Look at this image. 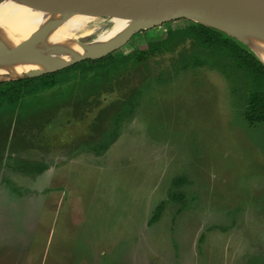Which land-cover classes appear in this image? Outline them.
Returning <instances> with one entry per match:
<instances>
[{
  "label": "rangeland",
  "instance_id": "obj_1",
  "mask_svg": "<svg viewBox=\"0 0 264 264\" xmlns=\"http://www.w3.org/2000/svg\"><path fill=\"white\" fill-rule=\"evenodd\" d=\"M73 66L0 108V264H264V123L243 119L238 72L189 42L105 78Z\"/></svg>",
  "mask_w": 264,
  "mask_h": 264
},
{
  "label": "water",
  "instance_id": "obj_2",
  "mask_svg": "<svg viewBox=\"0 0 264 264\" xmlns=\"http://www.w3.org/2000/svg\"><path fill=\"white\" fill-rule=\"evenodd\" d=\"M6 1L41 13L44 18H53L49 24L47 21V33L56 23L52 21L74 17L90 20L84 29L92 24H103L106 28L94 36H77L65 45L47 46L38 52L40 65L36 69L18 76L2 73L0 83L32 79L84 60L100 59L124 47L137 33L178 20L203 25L237 40L264 65L257 53H264V0H0V3ZM115 20L124 22V29L101 40L112 30ZM20 48L8 52L0 43V66H6L9 69L6 72L27 63L25 57L32 49Z\"/></svg>",
  "mask_w": 264,
  "mask_h": 264
},
{
  "label": "trees",
  "instance_id": "obj_3",
  "mask_svg": "<svg viewBox=\"0 0 264 264\" xmlns=\"http://www.w3.org/2000/svg\"><path fill=\"white\" fill-rule=\"evenodd\" d=\"M182 22L184 23L182 26H171L164 38L157 40L149 39L146 48L142 51L133 50L132 52L124 54L121 48L118 49V51L116 50V52L122 54V59H120V61L112 57V54L115 53L113 52L100 59H88L78 62L74 64L73 67L83 66L81 68L82 74H93V77L100 74L101 77L105 78L109 74L124 70L127 63L130 61L138 63L146 56H153L166 52L170 53L178 46L189 42L191 49L201 50L214 62V64H216L218 69L221 67H230L238 72L240 81L242 80L243 82L242 92L239 94L243 119L250 126L264 123V65L261 61L242 43L219 31L188 20H182ZM157 28L158 27L151 30ZM195 62L199 63L197 60H195ZM85 63L87 65H85ZM31 80L32 79H25L0 83V108L7 103L16 105L20 91ZM139 94L140 92L138 89L133 91L129 100L126 102L127 104L132 103V110L135 107ZM123 106L124 109L119 111L117 119L127 116V105ZM108 145L109 143L105 144L100 149H96L95 153L98 154L102 152ZM27 165L29 166L28 168H32L30 164L27 163ZM45 168L44 166H38L34 173H41ZM181 180L182 177H176L173 181L174 186H179ZM177 196L182 198V193L178 192ZM162 210L163 208H157L159 212H162ZM154 218L152 222L155 221Z\"/></svg>",
  "mask_w": 264,
  "mask_h": 264
},
{
  "label": "bare ground",
  "instance_id": "obj_4",
  "mask_svg": "<svg viewBox=\"0 0 264 264\" xmlns=\"http://www.w3.org/2000/svg\"><path fill=\"white\" fill-rule=\"evenodd\" d=\"M53 18H44L41 13L15 4L10 1L0 3V43L4 51L13 52L23 48H31L30 55L26 56L27 63L16 66L11 72L6 66H0V75L10 73L12 76L21 75L31 69H36L40 65L39 51H44L47 46L54 44H67L75 37H80L88 21L85 17H74L62 22L52 21L53 26L48 31L45 26ZM125 23L122 21H113L112 30L101 36L105 40L124 29ZM29 39H33L28 42ZM76 50H79L76 48ZM258 55L264 61V53L258 52ZM56 61V57H52Z\"/></svg>",
  "mask_w": 264,
  "mask_h": 264
},
{
  "label": "flooded vegetation",
  "instance_id": "obj_5",
  "mask_svg": "<svg viewBox=\"0 0 264 264\" xmlns=\"http://www.w3.org/2000/svg\"><path fill=\"white\" fill-rule=\"evenodd\" d=\"M16 142V140L13 142V147L15 146L14 145V143ZM22 143H25L26 144V141L25 140H23V142ZM45 170H47V167L41 172V173H38V174H42ZM37 174V173H36Z\"/></svg>",
  "mask_w": 264,
  "mask_h": 264
}]
</instances>
